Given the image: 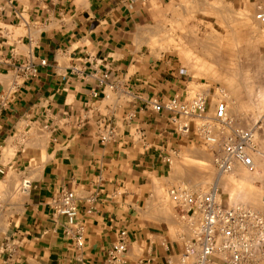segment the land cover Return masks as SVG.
I'll return each instance as SVG.
<instances>
[{
  "label": "crops",
  "instance_id": "0c3cea01",
  "mask_svg": "<svg viewBox=\"0 0 264 264\" xmlns=\"http://www.w3.org/2000/svg\"><path fill=\"white\" fill-rule=\"evenodd\" d=\"M176 1L0 0V264H104L122 232L128 264L181 252L160 192L196 136L152 102L190 85L147 44L156 6ZM62 191L81 242L53 209Z\"/></svg>",
  "mask_w": 264,
  "mask_h": 264
},
{
  "label": "rangeland",
  "instance_id": "374dc122",
  "mask_svg": "<svg viewBox=\"0 0 264 264\" xmlns=\"http://www.w3.org/2000/svg\"><path fill=\"white\" fill-rule=\"evenodd\" d=\"M259 8L264 10V0H177L156 6L148 28V49L180 71L190 85L188 99L207 98L209 116L226 102L234 127L255 133L253 172L239 166L220 177L211 148L197 137L169 158V186L160 192L161 204L182 244L193 231L169 197L173 187L206 194L217 186L223 205L264 211V27L255 20Z\"/></svg>",
  "mask_w": 264,
  "mask_h": 264
},
{
  "label": "built area",
  "instance_id": "2783aa9c",
  "mask_svg": "<svg viewBox=\"0 0 264 264\" xmlns=\"http://www.w3.org/2000/svg\"><path fill=\"white\" fill-rule=\"evenodd\" d=\"M255 20L264 27L263 9H258ZM35 73V69L27 66L24 77ZM12 89H18V82L12 85ZM152 104L155 112L171 115L181 135L187 136L193 131L204 145L211 148L220 177L239 166L250 172L255 170L252 157L257 151L255 133L234 127L226 102H219L212 116L208 115L207 98L203 95L192 99L176 97L166 103L153 101ZM114 136L115 129L109 127L102 141L107 142ZM168 194L178 216L188 221L193 235L183 244L176 259L170 258L167 264H264V211L242 204L223 205L218 201L220 192L217 186L206 194L192 193L185 187H173ZM53 209L57 216L66 218L70 227L77 228L76 239L81 242L83 227L78 223L76 195L70 191L58 193L53 199ZM127 237L126 232L120 234L119 242L111 248L104 264H128Z\"/></svg>",
  "mask_w": 264,
  "mask_h": 264
}]
</instances>
